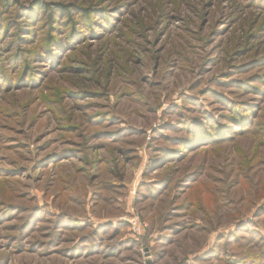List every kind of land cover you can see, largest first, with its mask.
<instances>
[{
    "label": "rangeland",
    "instance_id": "374dc122",
    "mask_svg": "<svg viewBox=\"0 0 264 264\" xmlns=\"http://www.w3.org/2000/svg\"><path fill=\"white\" fill-rule=\"evenodd\" d=\"M264 264V0H0V264Z\"/></svg>",
    "mask_w": 264,
    "mask_h": 264
},
{
    "label": "water",
    "instance_id": "95a60500",
    "mask_svg": "<svg viewBox=\"0 0 264 264\" xmlns=\"http://www.w3.org/2000/svg\"><path fill=\"white\" fill-rule=\"evenodd\" d=\"M145 264H154V260L150 255L149 249H145Z\"/></svg>",
    "mask_w": 264,
    "mask_h": 264
}]
</instances>
